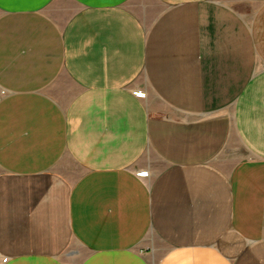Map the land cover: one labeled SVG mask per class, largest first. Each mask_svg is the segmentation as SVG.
<instances>
[{
  "label": "crops",
  "instance_id": "obj_1",
  "mask_svg": "<svg viewBox=\"0 0 264 264\" xmlns=\"http://www.w3.org/2000/svg\"><path fill=\"white\" fill-rule=\"evenodd\" d=\"M0 91V264H264V0H0Z\"/></svg>",
  "mask_w": 264,
  "mask_h": 264
},
{
  "label": "built area",
  "instance_id": "obj_2",
  "mask_svg": "<svg viewBox=\"0 0 264 264\" xmlns=\"http://www.w3.org/2000/svg\"><path fill=\"white\" fill-rule=\"evenodd\" d=\"M0 95H4V92L3 91H0ZM134 95L136 97H142L143 96V94L141 92H136V93H134ZM138 175L139 176H143L144 175V172H140Z\"/></svg>",
  "mask_w": 264,
  "mask_h": 264
}]
</instances>
